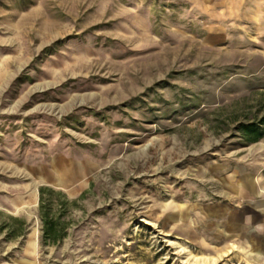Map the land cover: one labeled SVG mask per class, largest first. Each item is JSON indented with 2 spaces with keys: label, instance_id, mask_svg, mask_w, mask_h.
Listing matches in <instances>:
<instances>
[{
  "label": "rangeland",
  "instance_id": "1",
  "mask_svg": "<svg viewBox=\"0 0 264 264\" xmlns=\"http://www.w3.org/2000/svg\"><path fill=\"white\" fill-rule=\"evenodd\" d=\"M172 4L0 0V264H232L184 240L181 204L264 117V33ZM42 186L73 202L53 246Z\"/></svg>",
  "mask_w": 264,
  "mask_h": 264
},
{
  "label": "crops",
  "instance_id": "2",
  "mask_svg": "<svg viewBox=\"0 0 264 264\" xmlns=\"http://www.w3.org/2000/svg\"><path fill=\"white\" fill-rule=\"evenodd\" d=\"M213 37L264 33V0H168ZM240 39H249L241 35ZM182 200V236L203 255L264 264V140L231 154Z\"/></svg>",
  "mask_w": 264,
  "mask_h": 264
},
{
  "label": "trees",
  "instance_id": "3",
  "mask_svg": "<svg viewBox=\"0 0 264 264\" xmlns=\"http://www.w3.org/2000/svg\"><path fill=\"white\" fill-rule=\"evenodd\" d=\"M239 131L247 144L257 142L264 137V117L258 122L242 124ZM38 193L39 242L42 246L57 245L65 238L68 227V222L64 220V210L73 202L68 201L62 192L55 191L48 186L40 187ZM9 218L21 226V230H14L9 235H23L26 230V222L12 216Z\"/></svg>",
  "mask_w": 264,
  "mask_h": 264
}]
</instances>
